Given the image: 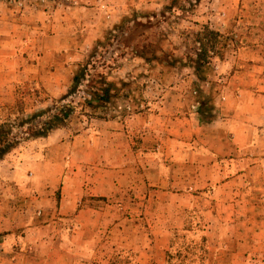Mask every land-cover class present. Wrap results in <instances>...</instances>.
I'll return each mask as SVG.
<instances>
[{"label": "rangeland", "instance_id": "obj_1", "mask_svg": "<svg viewBox=\"0 0 264 264\" xmlns=\"http://www.w3.org/2000/svg\"><path fill=\"white\" fill-rule=\"evenodd\" d=\"M172 2L0 0L18 74L0 87V123L77 102L61 98L90 61L126 83L108 110L76 106L0 162V264H264V125L244 129L264 117V0ZM219 118L247 135L231 147L255 148L212 183L201 148Z\"/></svg>", "mask_w": 264, "mask_h": 264}, {"label": "trees", "instance_id": "obj_2", "mask_svg": "<svg viewBox=\"0 0 264 264\" xmlns=\"http://www.w3.org/2000/svg\"><path fill=\"white\" fill-rule=\"evenodd\" d=\"M199 1L194 0V4L191 5L195 6ZM177 5L178 0H173L171 9L173 10ZM202 34L206 38H212V40L219 37L218 33L207 27L202 28ZM198 41L201 42V39ZM118 42L117 39L116 43L118 44ZM209 51L204 53L206 54ZM205 54H196L195 60L192 58L190 60L198 76L202 74L203 67L208 64L204 58ZM111 68L104 62L97 65L90 61L78 69L72 79L71 89L61 98V101L64 102L78 95L77 102L72 101L63 105L53 104L48 109L35 114L29 120L21 119L18 122L7 120L0 123V162L22 142L29 139L46 138L54 130L66 126L74 116L76 106L80 107L81 111L89 117L95 116L100 110H108V106L117 99L121 88L126 86V83L121 82L119 88L117 84L108 79L109 74L105 72V69L111 70ZM81 88L82 90H80ZM201 112V109H199L198 114H201ZM25 125L28 126L24 128Z\"/></svg>", "mask_w": 264, "mask_h": 264}, {"label": "crops", "instance_id": "obj_3", "mask_svg": "<svg viewBox=\"0 0 264 264\" xmlns=\"http://www.w3.org/2000/svg\"><path fill=\"white\" fill-rule=\"evenodd\" d=\"M0 35H7L8 39L9 37H12L10 35L9 31H6L2 29L0 31ZM1 44V43H0ZM252 56L251 60H254V54H250ZM15 56L17 55L14 52V49H11L10 51H6L5 53H2L0 51V87L5 86L6 83H11L16 81L17 77V70L15 68ZM6 57V58H5ZM259 67V65L252 63V67ZM264 101V96L258 95L256 97V100L254 101V107L253 109L257 113H264V109L260 106V103ZM197 115V113H196ZM247 123V124H246ZM231 121L228 119H214L212 122L207 123L208 130L205 135L206 142L204 143V146L201 148L203 152L206 154L205 161H208V165H210L212 168H216L218 170L215 175L211 177L212 183H217V178L220 175V169L223 170V173H234V170L236 169L238 165V161L235 159V156L237 152H243L244 150H247L249 147L255 148L252 144V146H249L244 141L243 144L231 147L228 142V137L231 136L235 138L236 141L240 138H246L243 134L242 130H231ZM258 125H264V117H260L259 115L256 117H251L249 119L245 120L244 123V129L250 130L253 132V130H260L255 128V126ZM231 133V134H229ZM244 136V137H243ZM233 152V159H229L228 161L224 159L226 155H229L230 152ZM200 153V152H198ZM240 165V163H239ZM222 178V177H221Z\"/></svg>", "mask_w": 264, "mask_h": 264}]
</instances>
